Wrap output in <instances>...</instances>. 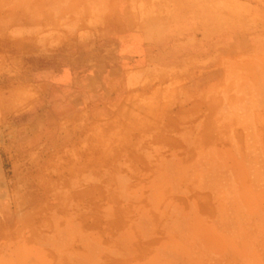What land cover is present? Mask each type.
Here are the masks:
<instances>
[{
    "label": "crops",
    "instance_id": "obj_1",
    "mask_svg": "<svg viewBox=\"0 0 264 264\" xmlns=\"http://www.w3.org/2000/svg\"><path fill=\"white\" fill-rule=\"evenodd\" d=\"M25 2L30 20L11 25L10 34L60 28L98 33L122 26L137 29L145 49L201 45L208 48L202 60L215 61L213 68L232 65L216 87L199 90L197 101L174 65H163L177 59L174 49L168 57L145 54L143 66L122 73L127 96L105 105L104 120L94 116L92 106L68 117L85 126L84 137L75 140L78 148L39 155L45 160L37 170L46 182L31 185L26 178L22 187L14 161L6 174L0 152V264H150L151 254L158 263L168 256L169 264H227L224 255L236 250L224 249L221 231L211 224L215 201L225 214L233 210L235 226L244 222L249 228L248 248L240 235L233 238L237 252L247 254L240 264H264V246L256 243L264 231H255L264 215L247 208L264 201V130L257 129L264 126L258 121L264 119V0H118L116 6L114 0ZM130 12L137 14L134 25L126 20ZM145 14L151 19L142 20ZM211 48L218 51L215 57ZM222 48L233 52L222 54ZM152 61L162 64L151 66ZM232 87L240 95L223 120L221 95ZM133 93L141 95L138 101H128ZM214 95L216 113L209 106ZM242 95H250L248 101ZM132 110L136 113L130 116ZM115 111L119 117L113 120L109 115ZM211 124L217 128L208 136ZM229 125L237 128L226 135L223 128ZM98 126L106 133H98ZM159 127L168 136L156 135ZM98 201H104V215ZM99 216L136 222V244L115 249L108 239L94 243L99 231L93 220ZM105 236H111L108 230ZM120 236H128L125 229ZM255 254L261 256L250 258Z\"/></svg>",
    "mask_w": 264,
    "mask_h": 264
},
{
    "label": "rangeland",
    "instance_id": "obj_2",
    "mask_svg": "<svg viewBox=\"0 0 264 264\" xmlns=\"http://www.w3.org/2000/svg\"><path fill=\"white\" fill-rule=\"evenodd\" d=\"M197 1L200 2V0ZM114 2L116 6L118 0ZM25 6V0H0V152L3 155L6 174H11L10 161H14V175L21 182L22 187L27 184L26 178L31 185L46 182L45 176L41 175L42 171L37 170L41 168V163L45 160V157L41 158L39 155H44L47 150L78 148L74 147L78 144L75 140L80 134L82 138L84 137L85 126L77 125V121L68 117L84 110L88 112L86 107L92 106L94 116L100 118L99 120H104L107 116L105 105L112 102L118 103L127 96L121 75L127 69L143 66L145 54H150L152 57L154 54H162L168 57L171 49H174V53H178L177 59L163 63V65L171 63L174 65L175 70L178 71V77L184 79L185 86L192 87L190 96L197 101L199 100L197 98L201 96L199 90L203 87L207 90L216 87L221 80L222 71L232 65L231 62H223L220 68H213L217 64L215 61L202 60L201 56L207 53L208 48L201 45L194 47H186L183 44L148 46L145 49L140 43L137 29L132 31L133 28L129 30L122 26L98 33L78 34L76 30L60 28L45 31L18 29L10 34L11 25H23L30 20L26 18ZM136 7L137 3H135ZM107 15L110 16L108 13ZM32 16L35 17V15ZM125 16L128 25L129 23L135 24L136 13L130 12ZM144 19H151V15H142V20ZM116 40L123 44H117ZM95 41L100 43L94 44ZM83 42L86 44L82 45ZM221 52L229 55L233 50L222 48ZM217 53V50L210 49L213 57ZM211 59L214 58L211 57ZM161 64L157 61L150 63L151 66L156 67ZM208 67L211 68L210 72H202L203 68ZM237 90L241 88L238 87ZM235 91L233 87L228 88L221 95V104L224 106L222 108H226L223 111V120L230 117L228 113H231V110L228 109L235 104V96L240 95L239 93L235 95ZM140 96L139 93L130 94L128 101H138ZM242 96L243 102H246L250 95ZM217 97L218 95H214L209 105L211 111L215 113L219 107ZM262 97L259 95V99ZM259 99L257 101H260ZM260 104V102L257 103L258 107ZM135 113L136 111L132 110L129 115L132 116ZM198 113L199 111L194 112L196 115ZM109 116H113V120H116L119 113L115 111ZM63 117L68 119L62 121ZM258 121L263 123L264 119L258 117ZM216 128L217 125H208L206 134L211 136ZM235 128L237 127L234 125L224 127V134L233 133ZM99 129L100 126L97 128L98 133H106V127L101 131ZM257 129L262 131L264 126L259 124ZM108 132L112 133L111 130ZM156 133L158 136L169 134L163 127H159ZM218 202L215 201L214 204L211 224L215 231H221L220 240L224 242L221 245L225 246L222 248L236 250V252L232 251L234 255L230 253V255H224L223 262L228 264L235 261L240 264L246 260L247 254L237 252L233 238L236 234L240 235L243 238L242 245H247L246 248H248L249 228L243 225L244 222L239 223L238 221V225L235 226L233 210L225 214V209L223 210V206L220 202L218 205ZM103 203L104 201H98V205L101 206L98 210L102 209L100 204ZM250 203L247 205L248 210H257L259 214L264 215V201H258V205ZM102 210L104 215L105 209ZM101 214L99 211V215ZM230 216L233 217L230 218ZM93 222L97 223L99 231L97 236L92 237L94 243L104 245L108 239L114 244L115 249L121 244L126 248L136 244L137 238L133 236L136 234V222H116L111 219L106 220L104 216H99ZM256 226L258 227L256 232L264 231V221H258ZM121 229H125L128 234L126 238L120 236ZM106 230H108V235L111 234L108 238L105 236ZM142 242L147 243L144 239ZM256 243L264 246V236L257 237ZM260 254H255L250 258L255 259L260 257ZM154 258L153 254L149 255L150 264H169L168 256L162 263L156 262ZM130 259V261L134 260Z\"/></svg>",
    "mask_w": 264,
    "mask_h": 264
}]
</instances>
